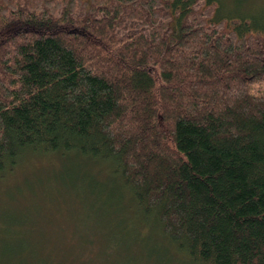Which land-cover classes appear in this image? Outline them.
Segmentation results:
<instances>
[{
  "label": "trees",
  "instance_id": "obj_1",
  "mask_svg": "<svg viewBox=\"0 0 264 264\" xmlns=\"http://www.w3.org/2000/svg\"><path fill=\"white\" fill-rule=\"evenodd\" d=\"M260 8L0 0V176L61 165L189 264H264Z\"/></svg>",
  "mask_w": 264,
  "mask_h": 264
},
{
  "label": "rangeland",
  "instance_id": "obj_2",
  "mask_svg": "<svg viewBox=\"0 0 264 264\" xmlns=\"http://www.w3.org/2000/svg\"><path fill=\"white\" fill-rule=\"evenodd\" d=\"M223 2L233 12L257 4L264 14V0ZM29 158L0 176V258L10 255L14 264H189L118 209L128 199L119 205L116 194L78 191L75 181L59 178L61 165L46 177L30 173L40 161Z\"/></svg>",
  "mask_w": 264,
  "mask_h": 264
}]
</instances>
